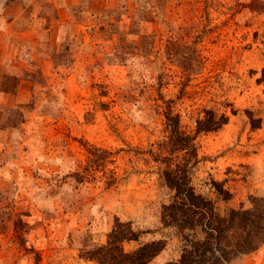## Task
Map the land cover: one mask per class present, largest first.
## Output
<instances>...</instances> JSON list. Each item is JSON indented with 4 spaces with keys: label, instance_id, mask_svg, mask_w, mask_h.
<instances>
[{
    "label": "rangeland",
    "instance_id": "rangeland-1",
    "mask_svg": "<svg viewBox=\"0 0 264 264\" xmlns=\"http://www.w3.org/2000/svg\"><path fill=\"white\" fill-rule=\"evenodd\" d=\"M263 68L264 0H0V264H98L86 252L116 217L141 231L127 250L164 239L149 264L178 259L149 153L164 101L188 130L231 113L198 134L201 192L217 198L215 178L230 205L264 195ZM231 264H264V245Z\"/></svg>",
    "mask_w": 264,
    "mask_h": 264
},
{
    "label": "trees",
    "instance_id": "trees-1",
    "mask_svg": "<svg viewBox=\"0 0 264 264\" xmlns=\"http://www.w3.org/2000/svg\"><path fill=\"white\" fill-rule=\"evenodd\" d=\"M201 59L197 51L196 60ZM258 80L264 81V68ZM164 102L165 134L149 153L164 165L162 177L172 192L170 200L162 205V222L175 229L182 243L180 257L166 264H231L240 256L257 251L264 245V195H251L248 206H234L229 204L233 192L225 182L211 179L217 198L201 192L194 182V170L201 161L198 134L222 129L229 123L231 113L205 108L195 128L188 130L171 102ZM231 112L237 113V109L232 107ZM247 112L252 127H261L262 117ZM140 237L141 231L131 221L116 217L107 242L94 245L86 254L98 264H149L165 248L166 241L152 240L132 250L125 248V241Z\"/></svg>",
    "mask_w": 264,
    "mask_h": 264
}]
</instances>
